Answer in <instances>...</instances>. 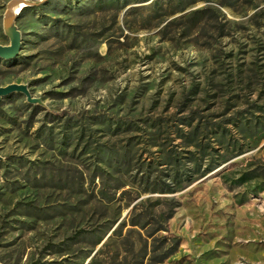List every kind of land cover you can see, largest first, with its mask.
Masks as SVG:
<instances>
[{"label":"rangeland","instance_id":"obj_1","mask_svg":"<svg viewBox=\"0 0 264 264\" xmlns=\"http://www.w3.org/2000/svg\"><path fill=\"white\" fill-rule=\"evenodd\" d=\"M25 3L0 263L264 264V0Z\"/></svg>","mask_w":264,"mask_h":264},{"label":"water","instance_id":"obj_2","mask_svg":"<svg viewBox=\"0 0 264 264\" xmlns=\"http://www.w3.org/2000/svg\"><path fill=\"white\" fill-rule=\"evenodd\" d=\"M26 5L25 0H11L7 5V11L4 15L3 30L9 39L8 45H0V59L11 60L18 56L20 51L21 34L15 26V20L19 14L20 7ZM14 93L25 95L27 102L31 104H40L39 99L32 98L26 85L10 84L0 87V101ZM1 160V158H0ZM1 264V263H0Z\"/></svg>","mask_w":264,"mask_h":264},{"label":"trees","instance_id":"obj_3","mask_svg":"<svg viewBox=\"0 0 264 264\" xmlns=\"http://www.w3.org/2000/svg\"><path fill=\"white\" fill-rule=\"evenodd\" d=\"M116 1H118V0H116ZM176 7H177V10H175V12L173 13V14H175V13H180V12H183V11H185L188 7H189V5L187 4V3H183V0H177V3H176ZM200 12H202V10H197V11H195V12H193L192 14L193 15H195V14H197V13H200ZM216 165L215 164H210V165H208V166H206V169L203 171V173H202V175L204 174V173H206V172H208V171H210V170H212V168L213 167H215ZM176 179V178H175ZM189 180V179H188ZM163 185V184H162ZM155 189V188H154ZM161 189H163V187H161L160 188V190ZM161 229V228H160ZM176 243L173 245V247H176ZM170 251H172V249L170 250ZM169 251V252H170ZM167 255V254H166ZM140 259H142L141 257H140ZM137 264H143V261H137Z\"/></svg>","mask_w":264,"mask_h":264}]
</instances>
